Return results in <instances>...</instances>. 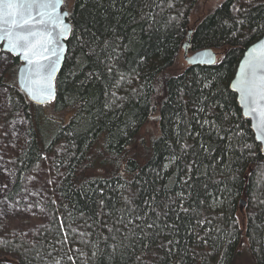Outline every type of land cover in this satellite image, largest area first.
Returning a JSON list of instances; mask_svg holds the SVG:
<instances>
[{
  "label": "trees",
  "instance_id": "1",
  "mask_svg": "<svg viewBox=\"0 0 264 264\" xmlns=\"http://www.w3.org/2000/svg\"><path fill=\"white\" fill-rule=\"evenodd\" d=\"M65 4L73 31L55 100L29 101L18 58L0 78V127L26 122L10 197L46 161L53 176L45 219L0 228V264H239L245 244L264 264V156L230 89L264 35V0H220L198 20L200 0ZM189 34L191 51L222 59L169 74Z\"/></svg>",
  "mask_w": 264,
  "mask_h": 264
},
{
  "label": "snow or ice",
  "instance_id": "2",
  "mask_svg": "<svg viewBox=\"0 0 264 264\" xmlns=\"http://www.w3.org/2000/svg\"><path fill=\"white\" fill-rule=\"evenodd\" d=\"M63 3L64 0H0V42L6 41V49L22 55L27 62V93L40 103L54 98L52 75L65 51L60 41L72 32V25L64 20L69 13L58 11ZM199 55H213L214 62V54ZM231 88L239 94L244 115L254 121L256 139L264 143V41L248 51Z\"/></svg>",
  "mask_w": 264,
  "mask_h": 264
},
{
  "label": "rangeland",
  "instance_id": "3",
  "mask_svg": "<svg viewBox=\"0 0 264 264\" xmlns=\"http://www.w3.org/2000/svg\"><path fill=\"white\" fill-rule=\"evenodd\" d=\"M219 2L220 0H200L195 13V20H198L202 13L210 11ZM214 51L218 55L217 60L221 61V51L217 49H214ZM192 53L193 51L190 49V54ZM12 60V57L7 53L0 54V78L12 67ZM187 66L188 63L184 58V49L182 48L174 66L169 70V74L179 73ZM7 97L8 88L1 85L0 82V115L9 109ZM159 132L160 128L156 119L148 121L142 130V134L147 138V141H150L151 137L157 136ZM26 141V122L24 120L16 119L10 124L0 127V228L31 221L34 215L40 216L42 219L46 218L45 191L43 188L45 185L47 187L53 180L47 161L24 178L22 190L10 197V193L17 183V176L10 161L12 155L22 151ZM238 217L241 226L245 227L246 212L241 211ZM243 253L239 264H252L250 255L246 253V244Z\"/></svg>",
  "mask_w": 264,
  "mask_h": 264
},
{
  "label": "water",
  "instance_id": "4",
  "mask_svg": "<svg viewBox=\"0 0 264 264\" xmlns=\"http://www.w3.org/2000/svg\"><path fill=\"white\" fill-rule=\"evenodd\" d=\"M58 11H60L61 13H63V12L69 13V11H67L65 9V0H64V3L58 9ZM69 15H70V13H69ZM69 15L66 16V17H64V20H65V23H69V24L72 25V23L69 21ZM72 31H73V26H72ZM190 33H192V30L190 31ZM71 35H72V32L69 33V35L67 36V38H63L60 41L64 45L65 51H64V53L62 55L61 60L59 61V64L57 66V70L52 75V85H53V91H54V98H52L51 100H46L43 103L37 102V100H33L31 98V96H29L28 93H27V89H26V85H25V79H26L27 73L25 72V69H27L29 66L27 65V62L24 60L23 56L22 55H17V54H15L13 52H9L6 49V47H5L6 41L0 42V54L7 52V53H10L11 55H13L14 57H16V58H18L20 60L21 65L19 66L18 72H17V82H18V86L26 94V96L28 97V99L33 104L38 105V106H45V105H48V104H50L51 102H53L55 100L56 95H57L56 80H57V78L59 76V73L61 72V69H62V67L64 65V62H65V59H66V55H67V52H68V44L67 43H68ZM190 41H191V36L189 34L188 35V40L183 44L184 58H185V60H186V62L188 63L189 66H207V67H211V66L217 65V63H218V61H217L218 55L214 51L213 48H210V47L203 48L201 50L195 51L194 53L190 54ZM261 41H264V35L259 40L255 41L252 45H250L245 50L244 55H243L242 59L240 60V62L238 64V67H237L236 73L234 75V78L232 79V81L230 83V89L232 90V92H234L236 94L237 102H238L239 107L242 110L243 117L245 119H247L248 121H250L251 129H252V131L254 133L255 139H256L257 131H256V128L253 127L254 121H253V119L251 117L244 115V109L242 108V106L240 105V102H239V94L237 92H235L231 88V84L237 78V76L239 74V67L242 64V62L244 61V59L246 58L248 51L250 49H252L254 46H256L257 44H259ZM205 52L214 54V62H213V55H199L200 53H205ZM193 58H195V62L194 63L191 62ZM53 59H54V57H53ZM39 99L40 100H44L43 97H40ZM256 141L260 145V147H261V153L264 156V143H262L260 140H257V139H256ZM244 205H245L244 201H241V208Z\"/></svg>",
  "mask_w": 264,
  "mask_h": 264
},
{
  "label": "flooded vegetation",
  "instance_id": "5",
  "mask_svg": "<svg viewBox=\"0 0 264 264\" xmlns=\"http://www.w3.org/2000/svg\"><path fill=\"white\" fill-rule=\"evenodd\" d=\"M5 53H7V52H5ZM8 55H10L11 57H12V61H14V59L16 58V57H14L13 55H11L10 53H7Z\"/></svg>",
  "mask_w": 264,
  "mask_h": 264
}]
</instances>
